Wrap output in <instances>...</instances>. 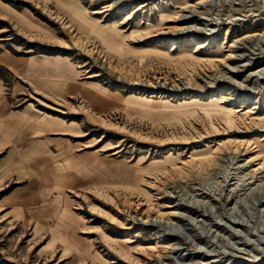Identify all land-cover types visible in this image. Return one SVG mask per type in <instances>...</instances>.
Here are the masks:
<instances>
[{
	"label": "rangeland",
	"instance_id": "obj_1",
	"mask_svg": "<svg viewBox=\"0 0 264 264\" xmlns=\"http://www.w3.org/2000/svg\"><path fill=\"white\" fill-rule=\"evenodd\" d=\"M197 1L0 0V264H264V0Z\"/></svg>",
	"mask_w": 264,
	"mask_h": 264
},
{
	"label": "bare ground",
	"instance_id": "obj_2",
	"mask_svg": "<svg viewBox=\"0 0 264 264\" xmlns=\"http://www.w3.org/2000/svg\"><path fill=\"white\" fill-rule=\"evenodd\" d=\"M223 1L224 0H199L195 4H186L185 6L181 7V10H180L181 15L179 14L180 16L177 17L176 20H179L180 22H183L184 24H187L189 22L188 20L195 16V11H194L195 9L194 8H197V9L209 8V9H211L212 7H214L213 4H215L216 2H223ZM187 10L193 12V16L192 17L188 18V17L182 16V13L186 12ZM186 30H187V27L185 26V27L179 29L178 31L183 32V31H186ZM263 36H264V33H263ZM263 36H261V37H263ZM261 37H259V36L257 37L255 34L254 35H249V36L247 35L245 37H242L241 39H238V41H236L235 43L240 44V46L241 45L243 46L244 43H251V42H258L260 44H263V42L262 41L259 42V39H258V38H261ZM240 46L237 45L236 48H239ZM227 59H235V57H232V56L229 55ZM262 166H260L258 169L260 170ZM254 172H256V170H254ZM198 196H200V195H198ZM145 198L148 199L147 197H145ZM173 209H174L173 212H170V213H168L166 215H160L159 219H155V220L153 219L152 220V219L147 218L146 220L143 221V220L137 219L136 217H131V220L134 223L139 224V225L149 226V227H152V228L160 229V231L158 232V235H161V237L159 239H164L165 238L166 226L169 225V224L173 225V223H172L173 219H171V218H178L179 217V216H177V213H176L177 210L179 209L178 206L174 207ZM161 220H163L164 223L161 224Z\"/></svg>",
	"mask_w": 264,
	"mask_h": 264
}]
</instances>
